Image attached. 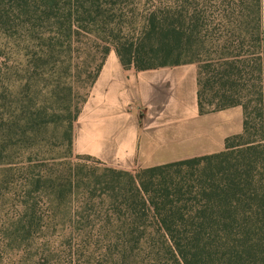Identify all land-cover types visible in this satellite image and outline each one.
I'll list each match as a JSON object with an SVG mask.
<instances>
[{"label":"trees","instance_id":"trees-1","mask_svg":"<svg viewBox=\"0 0 264 264\" xmlns=\"http://www.w3.org/2000/svg\"><path fill=\"white\" fill-rule=\"evenodd\" d=\"M198 68L220 152L136 173L73 150L107 56ZM0 264H264V0H0Z\"/></svg>","mask_w":264,"mask_h":264},{"label":"crops","instance_id":"crops-1","mask_svg":"<svg viewBox=\"0 0 264 264\" xmlns=\"http://www.w3.org/2000/svg\"><path fill=\"white\" fill-rule=\"evenodd\" d=\"M197 72L125 69L111 51L74 123V153L135 173L222 151L242 131V109L201 115Z\"/></svg>","mask_w":264,"mask_h":264},{"label":"rangeland","instance_id":"rangeland-1","mask_svg":"<svg viewBox=\"0 0 264 264\" xmlns=\"http://www.w3.org/2000/svg\"><path fill=\"white\" fill-rule=\"evenodd\" d=\"M240 108V107H239ZM234 111V113H235V110H233ZM233 119H234V115H233ZM88 164L89 165H92V166H95V167H97V168H99V169H102L103 168V165H100L99 163H97L96 161H90V162H88ZM138 172V171H137ZM136 173V172H135Z\"/></svg>","mask_w":264,"mask_h":264}]
</instances>
